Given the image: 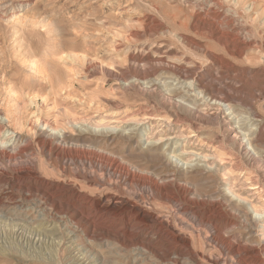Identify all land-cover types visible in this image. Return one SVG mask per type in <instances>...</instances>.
I'll use <instances>...</instances> for the list:
<instances>
[{
    "label": "rangeland",
    "instance_id": "obj_1",
    "mask_svg": "<svg viewBox=\"0 0 264 264\" xmlns=\"http://www.w3.org/2000/svg\"><path fill=\"white\" fill-rule=\"evenodd\" d=\"M0 8V142L14 146L0 148V264H252L244 246L263 249L262 223L228 188H251L246 179L264 192V0ZM56 120L68 144H106L125 170L59 157L44 143ZM68 121L144 130L110 144ZM243 124L258 130L257 156L237 143ZM174 135L184 139L168 144Z\"/></svg>",
    "mask_w": 264,
    "mask_h": 264
},
{
    "label": "bare ground",
    "instance_id": "obj_2",
    "mask_svg": "<svg viewBox=\"0 0 264 264\" xmlns=\"http://www.w3.org/2000/svg\"><path fill=\"white\" fill-rule=\"evenodd\" d=\"M243 1V0H242ZM256 2V0H254ZM220 2V1H219ZM230 2V1H229ZM234 2V1H233ZM232 2V3H233ZM239 3V1H238ZM254 3V2H253ZM252 3V5H253ZM211 5V4H210ZM240 5V4H239ZM216 6V5H215ZM251 6V5H250ZM254 8V7H253ZM251 8V9H253ZM210 9V8H209ZM1 10V8H0ZM231 10V9H230ZM218 11V10H217ZM234 11V10H233ZM214 14V13H213ZM229 16V15H228ZM234 16V15H233ZM231 19V18H230ZM225 27V26H224ZM227 27V26H226ZM229 28V27H228ZM226 34V33H225ZM232 34V33H231ZM228 35V34H227ZM236 36V35H235ZM247 36V35H246ZM220 39V38H219ZM221 41V40H219ZM231 41V40H230ZM233 43V42H232ZM237 43V42H236ZM245 43V42H243ZM226 44H227V40H226ZM225 45V44H224ZM227 46V45H226ZM240 46V45H239ZM236 49V48H235ZM241 51V50H240ZM187 73L186 72V77H187ZM189 74V73H188ZM191 75V74H189ZM188 75V76H189ZM178 77V76H177ZM185 77V73L184 74H181L178 78H183V82H185V80L187 79ZM196 77V76H194ZM179 79V80H180ZM178 80V79H177ZM178 80V81H179ZM193 80V79H192ZM203 79H198L196 80L199 84L201 83ZM177 81V83H178ZM194 81V80H193ZM195 81V82H196ZM188 82V81H187ZM182 83V81H181ZM186 83V82H185ZM190 83V82H188ZM187 83V84H188ZM193 83V82H191ZM184 84V83H183ZM181 85V84H180ZM196 85V84H195ZM201 85V84H200ZM188 86V85H187ZM194 84H191V87L193 88ZM198 86V85H197ZM206 86V85H205ZM207 88V87H205ZM201 89V88H200ZM192 90V89H191ZM204 91H208V89H205L203 90ZM211 92H207V94L209 95L208 97H210V100H213L214 103L218 104L219 106H230V108H232V105L231 103L234 102V99H232L230 96H226V95H223V96H217V95H214L212 93V90H210ZM202 93V92H200ZM205 96V95H204ZM234 104V103H233ZM236 106V105H235ZM219 108V107H218ZM233 109V108H232ZM234 116V115H233ZM232 116V117H233ZM254 118H252V120H254V122H256V125L257 128L260 127V124H259V121L257 116L256 115H252ZM236 117V116H234ZM3 121H7L9 122L8 118L5 117V118H1ZM226 120H235V119H232L231 116ZM224 121L223 123L225 124V126H227V121ZM239 120V119H238ZM246 120V119H245ZM236 121V120H235ZM240 124L241 122L238 121ZM248 122V121H247ZM252 122V123H254ZM245 123V122H243ZM68 124H70L69 126L75 128L76 124L73 125L72 122L68 121ZM255 124V123H254ZM239 125V124H238ZM244 125V124H243ZM253 125V124H252ZM43 126H45V139L48 138L47 140L44 141V143L46 144V146H48L50 149L52 150H56L57 152H59V157H63V156H68L70 157L71 159H74V160H84V161H87L89 163H91L92 161H101L103 160L104 161V164L106 166H108L109 168H113V167H116V168H119L121 170H125L124 167L121 166V163L120 161L115 158L114 155H111V154H114L111 150H109V146H107L106 144H101L100 142L96 143V147H94L98 152L92 150V146L90 145H86L85 142L83 141H80L79 139L78 140H73V142L71 144H68V139H69V136L66 134V131H65V128L69 129V127H63L60 122L58 120L54 121V122H50V121H47V122H44L43 123ZM239 127V126H238ZM237 127V128H238ZM256 127V126H255ZM133 129L130 130V129H126V132H125V128H123V130H121V128L119 127V125L117 124H104L103 122H98V123H95V122H90V121H84V122H81L79 125H78V128L76 129L80 134L84 135V134H89L91 136H100V137H103V140L102 142H104L105 140L108 141L109 140V136L113 137L112 138V141L110 142V144H115L116 142V136L120 135V136H125L127 134V137H132L136 134H138V132L142 129V125L140 124H136L134 125V127H132ZM240 128H242V130H244L246 128V125L242 126L240 125ZM239 128V129H240ZM236 129V128H235ZM234 128L232 127H227V131H228V136L232 139V140H239V137H241L242 135V132L241 131H235ZM144 130V129H142ZM128 131V132H127ZM125 134V135H124ZM173 135V134H172ZM246 138V142H239L241 140H239L237 143H240V147L241 149L246 153H249L250 155H254V156H257L258 155V149H257V146H256V140L259 136L258 134V130L257 129H252V127H250L249 129H246L244 130V134H243ZM171 138H176V139H171ZM13 139V138H12ZM12 139H10L9 141H13ZM169 140L168 141V144L169 143H173L175 144L176 142H179L181 141L182 139H184L182 136L180 137H176L175 135L168 138ZM147 141V143L149 145H155V142H153V138L152 137H149L147 136V138L145 139ZM8 141V142H9ZM243 141V140H242ZM6 143L5 141H1L0 142V148H8V144L9 143ZM12 144V143H11ZM10 144V145H11ZM9 145V146H10ZM13 145V144H12ZM14 146H12L13 148ZM101 149H100V148ZM11 148V147H9ZM8 148V149H9ZM11 148V149H12ZM107 148V149H106ZM251 148V149H250ZM106 149V150H105ZM253 152H252V151ZM4 154L6 153L5 151H3ZM171 157H169L170 161L173 162V164H175L177 167H179V163L180 161H182V159H178V157L176 155H174V153H171L170 155ZM168 157V156H167ZM186 166H188V164H186ZM182 167V166H180ZM191 167V166H190ZM193 168L195 167V165L192 166ZM127 171V170H126ZM248 180L245 179V184L246 185H251L249 189H244V191H241V189H236V185H232L228 188V191L230 193V195H232L233 197H235L237 200H239V202L246 208L248 214L250 213L251 214V218L252 220L254 221H258L259 223L261 222L262 223V230H263V235H264V192L263 190H261L259 188H257V186L255 187L254 185H256L255 183H250L248 184L247 182ZM108 203V202H107ZM106 205V204H105ZM105 205L101 206L100 204H96L95 206V212H99V215L101 214L100 212L101 211H104L106 208H105ZM116 205V204H115ZM108 206V204H107ZM112 207V206H111ZM116 208V207H115ZM118 208V207H117ZM116 208V209H117ZM112 209H114V207H112ZM107 211V210H106ZM110 211V209H109ZM115 211V210H114ZM121 211V210H120ZM112 212V211H111ZM110 212V213H111ZM105 213V211H104ZM109 213V212H108ZM120 213V212H119ZM98 214V213H96ZM103 214V212H102ZM115 214V213H114ZM98 215V216H99ZM85 217H89V215H86ZM104 217V216H103ZM141 218H144V219H149V217L145 214H143V216H140ZM146 222V221H145ZM92 223V221H91ZM94 224V223H93ZM261 225V224H260ZM262 235V236H263ZM264 239V238H262ZM238 240V238H237ZM236 241V240H235ZM234 243V242H233ZM237 243V244H236ZM236 246H240L242 244V242L240 240H238V242H236ZM247 245V244H246ZM235 246V247H236ZM236 247V248H237ZM244 250L246 251V253H248L249 255V259L247 261V263H252V264H262V262H264V260L260 257V251L261 249L259 248H255V247H248V246H244ZM235 248V249H236ZM239 248V247H238ZM237 248V249H238ZM243 249V248H242ZM264 249V247H263ZM262 249V250H263ZM240 250V249H239ZM243 250V251H244ZM242 250H240L241 252ZM264 251V250H263ZM239 253V252H238ZM245 256V255H244ZM262 256V255H261ZM247 257V256H246ZM243 259V258H241ZM244 261V263L246 262Z\"/></svg>",
    "mask_w": 264,
    "mask_h": 264
}]
</instances>
